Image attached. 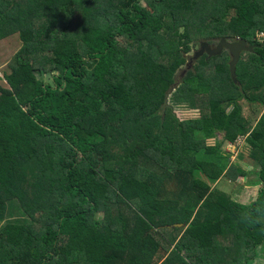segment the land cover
<instances>
[{"label": "trees", "instance_id": "16d2710c", "mask_svg": "<svg viewBox=\"0 0 264 264\" xmlns=\"http://www.w3.org/2000/svg\"><path fill=\"white\" fill-rule=\"evenodd\" d=\"M259 31L264 0H0V41L19 42L0 79V264H253L264 245ZM221 38L252 46L234 82L226 51L188 56ZM170 102L200 117L181 121ZM240 102L257 107L244 117ZM206 125L251 148L261 188L250 204L205 181L246 177L199 137Z\"/></svg>", "mask_w": 264, "mask_h": 264}, {"label": "rangeland", "instance_id": "374dc122", "mask_svg": "<svg viewBox=\"0 0 264 264\" xmlns=\"http://www.w3.org/2000/svg\"><path fill=\"white\" fill-rule=\"evenodd\" d=\"M140 5L145 6L144 2H140ZM211 45H215L214 41ZM18 46H19V42L15 36L7 37L0 41V79L2 77V72H4L6 69L5 62L7 61L8 57L17 49ZM198 49L199 46L197 45V43L192 45L191 51L189 52L188 56L193 58L194 52H196ZM200 57L201 56L197 57L196 59L193 58V60L196 61ZM184 69L185 66H182L177 70L175 74V78L177 80L179 79ZM40 77L45 82L50 81L48 75L45 73H41ZM0 86L6 87L4 82L1 80H0ZM240 103L243 106L244 117H249L251 115L250 110L255 109L257 107L256 105H252L246 102L245 103L240 102ZM170 105L176 118H178L181 121L196 119L200 117L197 115L196 112L189 109L186 105L171 104V102ZM259 116L257 119H259ZM254 122L255 119H251V121H249V124L247 125V130L250 129L251 126H253ZM199 137H201L202 140H205L208 146L216 147L220 150V151L218 150L217 155L220 157L221 163H225L227 161L229 163L234 162V164H238L241 167V169H244L246 172V177L239 178L233 183L227 181L223 177L217 179L214 182L205 179V181L210 186V188L212 190H217L219 192L227 194L229 197H231L233 201L241 205H248L252 201H254L258 190L261 188V185L259 183L257 176L259 172V168L256 165L254 166L252 164H251L252 166L247 165L250 161L248 155L251 151V148L247 146L245 143H243L242 139H240L237 142V147L233 145H228L227 142H225L224 140V134L222 132L213 131L209 125H206L202 129V132L200 133ZM78 158L79 157L77 156V160ZM213 158L217 159V156L216 157L213 156ZM126 214L128 216L130 215L131 217H133V214L126 212L125 213L126 218L128 217ZM100 219L101 216H97V220L100 221ZM134 220L137 222L141 221L140 224L144 223L145 225L144 227H147V224L140 215L136 216ZM230 264H235V263L233 262ZM253 264H264V245L257 250V258L254 260Z\"/></svg>", "mask_w": 264, "mask_h": 264}, {"label": "water", "instance_id": "95a60500", "mask_svg": "<svg viewBox=\"0 0 264 264\" xmlns=\"http://www.w3.org/2000/svg\"><path fill=\"white\" fill-rule=\"evenodd\" d=\"M252 50V46L248 45L245 40L235 39L233 41L221 38L215 44L211 46L208 42L202 41L199 43V49L194 52L193 58H197L206 54L208 57H215L220 55L223 51H226L230 56L229 70L230 77L235 81V65L237 64L240 54L242 52H249Z\"/></svg>", "mask_w": 264, "mask_h": 264}, {"label": "built area", "instance_id": "2783aa9c", "mask_svg": "<svg viewBox=\"0 0 264 264\" xmlns=\"http://www.w3.org/2000/svg\"><path fill=\"white\" fill-rule=\"evenodd\" d=\"M255 40L258 43H261L262 45H264V31L257 32L255 35Z\"/></svg>", "mask_w": 264, "mask_h": 264}, {"label": "flooded vegetation", "instance_id": "af4514ba", "mask_svg": "<svg viewBox=\"0 0 264 264\" xmlns=\"http://www.w3.org/2000/svg\"><path fill=\"white\" fill-rule=\"evenodd\" d=\"M212 47L215 46V45H211Z\"/></svg>", "mask_w": 264, "mask_h": 264}]
</instances>
